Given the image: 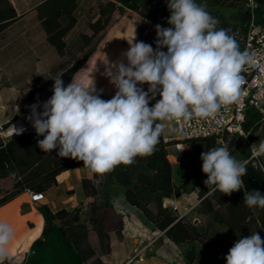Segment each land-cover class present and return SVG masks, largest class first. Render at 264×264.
Wrapping results in <instances>:
<instances>
[{
	"label": "clouds",
	"instance_id": "9594fccd",
	"mask_svg": "<svg viewBox=\"0 0 264 264\" xmlns=\"http://www.w3.org/2000/svg\"><path fill=\"white\" fill-rule=\"evenodd\" d=\"M167 7L171 27L156 25L155 50L134 40L122 53L127 64L122 59L105 64L104 75L117 89L111 99H102L95 84L75 77L67 86L61 77L53 79L54 94L43 103V111L34 104L27 117L37 135L43 137L38 141L41 150L59 149L60 157L82 161L97 174L120 164L131 165L137 156L155 150L166 121L214 117L222 107L237 102L245 66L258 67L264 73V55L241 51L228 29L217 28L219 21L205 5L196 0H167ZM138 84H148L149 88L145 91ZM157 95L160 99L150 107V99ZM25 130L15 127V134ZM177 148L184 150L182 145ZM250 151L242 161L227 146L201 154L209 194L218 190L231 195L241 190L249 163L264 157V139ZM259 168L264 171V163H259ZM243 199L250 208H264V194L257 190L245 192ZM13 238L12 227L0 222V264L10 259L8 246ZM226 261L264 264V239L257 232L239 238Z\"/></svg>",
	"mask_w": 264,
	"mask_h": 264
},
{
	"label": "trees",
	"instance_id": "16d2710c",
	"mask_svg": "<svg viewBox=\"0 0 264 264\" xmlns=\"http://www.w3.org/2000/svg\"><path fill=\"white\" fill-rule=\"evenodd\" d=\"M25 1L26 4H21L20 0H16V8L10 0H0V37H9L10 41L5 53L7 56H11L10 71L5 77L0 78V86H13L23 90L28 84L35 82L44 89L47 97L51 98L54 94V81L48 79L46 73L65 59L64 50L67 43L61 38L75 24V20L70 19V22L64 25L59 21V17L71 13L70 10L76 7L75 2L77 5L78 0H69L44 21L27 25L25 35L31 38L26 44L25 39L19 34V27H9L17 18H20L17 10L23 13L41 0ZM105 1V6L100 9L101 17L89 22L88 27L81 34L82 46L78 58L89 57L87 54L97 44L100 35L110 23L116 8L123 13L127 11L126 8L132 11H140L144 0ZM254 1L256 5L250 7V18L253 13L255 24L264 25V4L261 0ZM166 2L167 0H161L160 7L167 16ZM196 3L214 7L215 4L219 3V0H196ZM246 3L249 4V0ZM250 21L251 19L241 26V29L235 28L233 32H230V35H233L239 43L241 51L244 49L241 38L249 30ZM40 31H44V33L46 31L48 36V40L42 41L41 45L35 41V37ZM26 45L35 47L36 51L29 50L27 56L35 58L34 61H37L38 65L20 69L14 66L18 63L15 60V56L18 55H13V52L16 49L21 52ZM29 62H31L30 59L26 64ZM108 79L107 77L104 81L108 82ZM137 86L145 91L149 88L148 84H138ZM109 88L111 90L109 94L97 91L102 99L109 100L115 95L117 91L115 86L110 83ZM34 97L35 92L33 90H28L22 94L18 100V107L21 112H26L30 108ZM159 99V95L155 99H150L149 106L155 105ZM11 122L5 123L4 127H8ZM263 122L264 116L253 106H248L243 124L247 135L251 136L256 133ZM231 135L236 138L240 136L237 133ZM218 138L217 136H209L165 141L164 136L161 135L159 143L150 155L137 156L133 164H120L103 174L107 178L105 182L107 202L113 203L114 195L112 196L110 193V184L116 179V182L124 188L127 201L139 207L169 239L176 243L184 242L185 244L196 240L202 241V237L208 234L207 229L202 230L194 223L183 221L174 210H169L170 208L167 211L168 207L163 205V200L168 197H179L184 192H189L195 188L197 178L203 173L201 154L221 146L217 141ZM41 139L43 137L38 136L36 130L23 132L20 135L12 133L7 140H3L0 136V192L3 193L0 197V207L25 191L43 192L46 188L57 183V176L61 172L83 163L71 157H60L58 155L59 149L44 152L38 146V141ZM180 140L187 146H192L193 149H186L177 157L178 165L174 169L168 158L167 146ZM199 141H204V148L201 149L198 146ZM233 143L228 145L232 152L235 150L232 147ZM259 162L264 163V157H259L258 160L249 163L247 174L242 177L241 190L233 192L231 195L223 194L218 190L209 194L207 186L200 185L202 197L199 202V212L226 225L229 232L222 234L225 238L238 235L237 241L239 238L248 237L251 233L257 232L264 239V208H250L246 206L243 199L244 193L247 191L257 190L264 194V171L260 170ZM175 175L182 177L183 182L178 184L174 179ZM98 176L99 174L91 171L87 177L83 178L82 185L86 191V196L89 197L97 193L93 179ZM12 185L14 190L9 191ZM153 202L164 209L160 213V218L150 216L147 205ZM222 207L225 208L226 215L220 212ZM37 208L43 217V224L38 235L40 225L25 239L27 242L31 240L29 248L24 250L27 255L26 261L18 262L13 255H9L10 259H5L2 264H107L102 255L109 250V245H104L105 251L103 252L100 244L95 243V235L103 232L101 229L104 225L103 221L92 216L88 223H84L80 218V209L77 208L70 210L63 207L53 210L47 203L38 205ZM213 231L220 233V229ZM246 233L248 234L246 235ZM99 238L102 242L103 236L99 235ZM233 246L232 241L227 243L224 247L225 252H229ZM216 248L215 246H204L199 254L201 256L213 255ZM192 251L197 253L195 249ZM187 259L191 261L192 258L187 255Z\"/></svg>",
	"mask_w": 264,
	"mask_h": 264
},
{
	"label": "crops",
	"instance_id": "0c3cea01",
	"mask_svg": "<svg viewBox=\"0 0 264 264\" xmlns=\"http://www.w3.org/2000/svg\"><path fill=\"white\" fill-rule=\"evenodd\" d=\"M10 1L15 5V7L17 6L16 0ZM67 1L69 0H41L23 13L17 10L20 18H17V20H15L9 27H19V34L22 38L25 39L26 44V42H28L29 38L31 37L25 35V27L29 24H37L44 21L45 18L51 16L54 11L59 10L61 6L64 5ZM261 2L263 3V1ZM20 3L26 4L27 2L25 0H20ZM250 7H253L250 2L249 4L246 3L245 7L242 6L234 12L235 16H232L229 19H217L219 21V23L217 24V28L228 29L229 33L233 32L235 28L241 29L240 27L248 22L249 19H251ZM79 10L80 6H78L77 3L72 12L60 16L59 21L65 25L70 22V19H74L75 28H77L82 20L78 15ZM126 10L127 11L123 13L119 12L118 8L115 9L110 23L102 32L100 38H104L106 36V40L114 42L123 41L129 43L134 41L139 26V18L137 15L139 14L141 16V14L128 8H126ZM88 11L89 12H86L89 13V15H86L87 17L82 16L87 20V25L89 22L95 21L101 17L100 10L94 18L92 17L90 10ZM252 16L254 18L253 13L251 17ZM65 18L69 19L67 23H65L64 21L66 20ZM18 20L20 21L17 22ZM142 34L145 33L143 32ZM66 36L67 35L65 34L61 39L63 41H66ZM150 36L151 35H148L149 38L155 39L157 37V34L155 37ZM45 40H48L46 31L45 33L44 31H40L35 37L36 43L40 45L43 43L42 41ZM9 41V37H0V71L2 70L1 68H3V71L0 72V74L3 73V76H0V78L5 77L9 73L11 67V56H7V54L5 53V50L7 51V45ZM128 48L129 47H127L125 50H128ZM29 49H32L31 51H36L34 46L26 45L25 48L21 50V52L16 49L13 52V55L22 56L24 54V51L27 50L29 52ZM120 53L121 51H119L117 54H119L120 56ZM36 63L37 64L35 65L37 66L38 62L36 61ZM19 64H21L22 66H20ZM14 66L20 69L28 68L27 64H25V61L24 63L18 62ZM3 90L9 91H7V93H2ZM22 92H24V90H20L13 86H0V126L5 125V123L11 121L13 122L15 119H17V117L19 118V116L21 115L28 116L31 113H29L28 111L21 112L19 110L18 100L22 96ZM167 147L169 151L171 146ZM188 149H193V147L188 145ZM170 154L171 150L169 151L168 155L169 159L171 160ZM172 165L174 167V162L172 163ZM90 173L91 170L85 167L83 163L61 172L57 176V183L51 186L48 190L43 191L44 198L47 199V193L50 192L51 189H54V187H62L65 190H72L71 193L63 196L62 200L68 202L73 201V203H71V207L76 206L77 203L74 200H77L80 194L84 197L82 180ZM174 179L178 184L183 182V178L178 175H175ZM200 191L201 186L199 182L196 181L195 188L193 190L184 192L179 197H168L164 199H169L171 204H173L171 206H173L175 210H179V207L183 208L181 211H178L179 213H177L182 220L189 213H193V220L191 222L197 225L202 218H206V215L204 213L199 212V210H195V208L199 206V202L201 200V198L199 199ZM113 197L114 208L117 214L123 216L124 226L120 229V233H112L109 250L105 251L102 255L104 261L107 262V264H227L226 256L229 252H225L224 248L220 250L221 254H218V256H201L199 252H197L195 253L196 256L193 257L190 251L185 249L184 242L176 243L169 238L163 239L162 237H160L159 234H164V232L158 229L139 207L129 203L125 197L124 192L120 191ZM47 204L50 205V203ZM51 204V208H53V210H56L54 206H57V204L55 202H52ZM37 207V202L31 199L30 191L21 193L14 200L0 207V222L9 224L12 227L14 233V238L8 246L10 255L17 257V255H19L20 253L25 254L24 250L28 249L31 244V240L27 242L25 239L30 233L36 230L38 225H40V227L37 235L40 233L43 224V217L39 213ZM193 210L195 211L193 212ZM137 251H142L141 254H145L146 256L142 259L136 258L133 261H130L129 259L133 257V255ZM187 255L192 258L191 261L187 259ZM196 257H199V259H202L204 262H200V260H198Z\"/></svg>",
	"mask_w": 264,
	"mask_h": 264
},
{
	"label": "rangeland",
	"instance_id": "374dc122",
	"mask_svg": "<svg viewBox=\"0 0 264 264\" xmlns=\"http://www.w3.org/2000/svg\"><path fill=\"white\" fill-rule=\"evenodd\" d=\"M247 0H219V3L215 4L214 7L211 6H206V10L216 19L220 18H225L229 19L232 16H235V11L244 6L246 4ZM250 1V0H249ZM264 3V0H261ZM78 6H80V10L78 15L81 17V22L77 28H75V24L72 26V28L68 31L66 34V49L64 50V53L66 55L65 59L52 67L47 73L46 76L48 79H55L61 77L62 80L64 81L65 86L70 84L72 82V76L75 77L78 80H83L86 84L88 85H94L97 89V91L109 94L111 92L109 86H110V81L108 79L106 80L107 76L104 75L105 72V64L109 61L112 63L117 62L119 59H122L125 64H127V59L125 57H122L121 53L126 52L125 50L127 47H130L128 42H123V41H109L104 38H99L98 45L94 46L92 51L87 54L89 56L88 58H78L80 55V49L82 46V39H81V34L82 32L88 27L87 25V20L83 18L82 16L89 15L88 10H90V13L92 14V17L94 18L101 7L105 6L106 1L105 0H78ZM202 5V4H201ZM72 6V4H71ZM76 6V2H75ZM161 0H144L142 3V7L140 11H137L141 14V16L138 14L139 18V23H138V29L136 33V40L137 42H145L147 44H150L153 49H156V40L157 37L154 38H149L148 35H151L150 37H155L156 36V25H161L164 28L171 27V25L168 24V18L170 17L171 13L167 7V2H166V7H167V16L162 13L161 10ZM72 12V10H70ZM85 11V12H84ZM87 17V16H86ZM66 20L65 23L68 22V18H65ZM78 20V19H77ZM77 22V21H76ZM145 34H142V33ZM33 49V48H32ZM29 49V50H32ZM97 49V50H96ZM122 49V50H121ZM129 49V48H128ZM164 50H167L166 48ZM119 51H121L120 56L117 54ZM29 52L27 50L24 51V56L16 57L15 60L18 62H22L25 64L27 61L30 59L31 62L27 64V67H32L35 66L36 61L35 58H29L27 56ZM22 66L21 64H19ZM24 66V65H23ZM3 71V68H1ZM0 71V72H1ZM0 76H3V73L0 74ZM54 81V80H53ZM116 89V87H115ZM24 92L28 90H33L35 92V97L31 101L30 108L27 110L29 113L31 112V106L36 104L38 105V111H43V103H45L50 97H47V95L44 93V89L40 87L37 83L31 82L29 85H27L24 89ZM117 90V89H116ZM9 90H3L2 93H7ZM22 92V93H24ZM21 93V95H22ZM4 95V94H3ZM158 96V95H157ZM156 96V97H157ZM13 102V101H12ZM20 110V109H19ZM31 114V113H30ZM29 114V115H30ZM28 115V114H27ZM28 115V116H29ZM28 116L21 115L19 118L15 119L8 127L9 131L8 132H2L0 130V136L3 138V140H7L12 133H15V127L17 128H25L27 131H33L35 130L34 127L32 126L31 122L27 119ZM4 127V125H2ZM15 126V127H14ZM261 139H264V123H262L260 129L258 132L252 134L251 136H246L242 137L239 136L238 138L234 137L231 134H226L221 138H218L217 141L221 144V146H227L233 143L232 147L235 148L234 152H232L231 148H228L230 153L237 159V160H244L247 159L251 155L250 148L253 144L259 143ZM198 146L202 149L204 148V141H199L197 143ZM237 145V146H236ZM190 146V145H189ZM171 150V162H174V169H176L178 165V161L173 158L174 155V150L170 147ZM169 150V151H170ZM168 151V147H167ZM168 151V155H169ZM172 162V163H173ZM208 177L206 174L202 173L198 178L197 181L199 182L200 185H205L204 181ZM106 177L103 174H99L98 177L93 179V183L95 184L97 188V193L95 195H90L89 197L86 196V191L84 190V197L80 194L79 198L77 200H74L77 205L71 207L72 202H68L65 200H62L63 196H66L67 194L71 193L72 190H65L62 187H54V189H51L50 192L47 193V199L44 197L40 198L39 200H36L38 205H41L43 203H50L52 205V202H55L57 206L55 205L54 208L60 209V208H67L68 209H80V218L81 221L84 223H88V220L90 217L95 216L99 218L101 221H103L104 225L101 228L103 232L101 234L95 235L96 241L95 243L100 244L101 251H105L104 245L110 244V239L112 236V233H120V229L123 228L124 226V219L123 216L120 214H117L113 203L109 204L107 202V196H106ZM110 193L111 195H115L116 193L122 191L124 192V188H122L117 182L116 179L112 181L110 184ZM53 186V185H52ZM51 187V186H50ZM50 187L46 188L48 190ZM13 185L11 188H9V191H13ZM43 190V191H46ZM91 192V189H90ZM89 192V193H90ZM3 193L0 192V197H2ZM44 195V193H43ZM202 192H199V199L202 197ZM176 197V196H175ZM56 198V199H55ZM83 199V200H81ZM49 201V202H47ZM65 201V202H63ZM163 205L167 206V211L169 210H174L175 213H179L178 211H181L183 208L179 207V210H175L173 208V204H171L169 199H164L163 200ZM51 207V206H50ZM147 208L149 209L150 216L160 218V213L164 210L162 207L159 206V204L153 202L147 205ZM199 206L195 208V210H199ZM53 209V208H52ZM193 210V212L195 211ZM220 212L223 215H226V210L224 207L220 209ZM145 214V213H144ZM193 214V213H192ZM189 213L187 216L184 217L183 221H186L188 223H192L191 221L193 220V215ZM146 215V214H145ZM206 218H202L200 222L197 224L202 230L207 229L208 234H206L204 237H202V241L196 240L193 242H188L185 244V249L190 251L191 255L195 257V253H193L192 249H195L197 252L203 249L204 246H215L217 247V251L213 254L217 255L221 254L220 250L223 249L227 243L232 241L234 244L236 243V237L238 238L239 236L235 235L233 237L225 238L222 236V234L225 232H229L228 227L224 224L219 223L217 220H214L213 218L208 217L207 214ZM155 225V224H154ZM156 226V225H155ZM200 229V230H201ZM215 229H220V233H217L213 230ZM162 231V230H161ZM103 233V234H102ZM248 233H246L247 235ZM99 235L103 236V240L101 242V239L99 238ZM160 237L163 239H168V237L165 234H159ZM94 243V242H93ZM140 251H137L133 257H131L129 260L133 261L135 257L142 259L145 257V254H141V256H137V254ZM10 255V254H9ZM136 255V256H135ZM144 255V256H143ZM15 257V256H14ZM26 254L20 253L15 257V259L18 262H24L26 261ZM200 262H204L202 259H199V257H196ZM208 262V261H207Z\"/></svg>",
	"mask_w": 264,
	"mask_h": 264
},
{
	"label": "built area",
	"instance_id": "2783aa9c",
	"mask_svg": "<svg viewBox=\"0 0 264 264\" xmlns=\"http://www.w3.org/2000/svg\"><path fill=\"white\" fill-rule=\"evenodd\" d=\"M249 2L252 6L256 5L254 0H250ZM253 19L252 16L250 28L241 38V42L244 45L242 51L248 50L264 55V25L255 24ZM162 50L165 52L167 51L164 49ZM261 64L264 65V61H261ZM245 67L246 70L241 73L244 80L241 85V96L237 102L222 107L214 117L195 118L188 121H166V130L163 134L164 140L172 141L175 139L202 138L209 136L221 138L226 133H237L242 137H246L247 132L243 124L248 106H253L264 116V73H262L258 67ZM0 130H2V132L9 131L8 127L3 126H0ZM177 145H182L184 150L179 151ZM168 146L173 148L175 160L188 149V146L181 140L169 144ZM30 196L33 201L44 197L43 192L35 191H30ZM141 252L142 251H140L137 256H141ZM132 259H135V257Z\"/></svg>",
	"mask_w": 264,
	"mask_h": 264
}]
</instances>
